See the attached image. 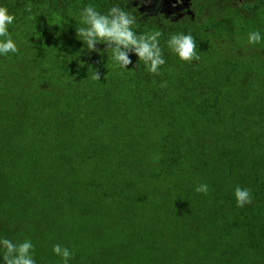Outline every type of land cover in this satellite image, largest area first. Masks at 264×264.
<instances>
[{
    "label": "trees",
    "instance_id": "trees-1",
    "mask_svg": "<svg viewBox=\"0 0 264 264\" xmlns=\"http://www.w3.org/2000/svg\"><path fill=\"white\" fill-rule=\"evenodd\" d=\"M193 1L178 18L131 0H0L19 49L0 56V238L31 240L36 264H63L56 244L69 264H264V41L248 43L264 0ZM89 5L161 31L160 73L88 51ZM177 33L198 61L167 48Z\"/></svg>",
    "mask_w": 264,
    "mask_h": 264
},
{
    "label": "clouds",
    "instance_id": "clouds-1",
    "mask_svg": "<svg viewBox=\"0 0 264 264\" xmlns=\"http://www.w3.org/2000/svg\"><path fill=\"white\" fill-rule=\"evenodd\" d=\"M177 2L182 3V0ZM15 19V15L10 14L7 7L0 6V56L8 57L19 51L9 31ZM136 24L137 17L119 6H113L107 13H102L95 6L89 5L80 11L77 38L90 52L99 51L98 44L104 45V51L110 55L114 65L121 70H127L129 65H133L131 57L136 56L137 61L134 67L142 63L150 74L158 75L161 66L166 63L164 51L160 47L162 32L156 30L138 35L134 30ZM261 41H264V35L260 31L249 33V44L255 45ZM166 44L171 53H174L181 61L191 63L200 59L195 40L190 33L172 34ZM94 79H100L98 73ZM208 190L209 186L205 183L195 188L197 193L203 194H207ZM234 196L237 207L243 208L252 202L249 189L236 186ZM53 253L61 258L63 264H69L73 257V252L60 244L54 245ZM0 264H36L34 245L31 240L25 239L22 242L13 243L10 239L0 238Z\"/></svg>",
    "mask_w": 264,
    "mask_h": 264
},
{
    "label": "flooded vegetation",
    "instance_id": "flooded-vegetation-1",
    "mask_svg": "<svg viewBox=\"0 0 264 264\" xmlns=\"http://www.w3.org/2000/svg\"><path fill=\"white\" fill-rule=\"evenodd\" d=\"M130 6L145 17L157 14L178 18L184 14H194L193 11L198 7L193 0H182V3H178L177 0H131Z\"/></svg>",
    "mask_w": 264,
    "mask_h": 264
},
{
    "label": "rangeland",
    "instance_id": "rangeland-1",
    "mask_svg": "<svg viewBox=\"0 0 264 264\" xmlns=\"http://www.w3.org/2000/svg\"><path fill=\"white\" fill-rule=\"evenodd\" d=\"M197 54L199 55V57H201L203 54L201 53V49L199 47L196 48ZM165 264H171L170 262H165Z\"/></svg>",
    "mask_w": 264,
    "mask_h": 264
}]
</instances>
